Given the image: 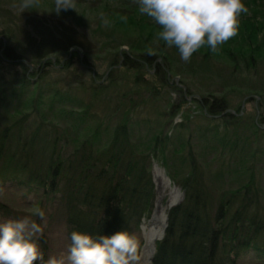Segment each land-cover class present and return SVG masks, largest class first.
Returning <instances> with one entry per match:
<instances>
[{
    "label": "trees",
    "instance_id": "obj_1",
    "mask_svg": "<svg viewBox=\"0 0 264 264\" xmlns=\"http://www.w3.org/2000/svg\"><path fill=\"white\" fill-rule=\"evenodd\" d=\"M251 1L253 18L243 15L238 35L218 48L223 49L235 68L243 65L246 71L258 67L261 59L264 62V25L256 21L258 16L264 19V0ZM131 3L133 0H125L115 14L127 28L141 30L135 38L137 44L130 43L131 53L124 51L123 57L120 55L125 69L124 77L134 80V88L142 89L143 84L147 86L146 83L154 79L150 78L151 68H158L156 76L161 77L160 87L165 90L168 87L176 89L175 83L170 84L169 77L180 65L181 71L189 75H208L213 71L211 60L215 54L210 48H202L193 55L190 62H183L178 58V49L168 48L158 39L160 27L151 18L138 13L137 4L133 9ZM136 13L139 16L135 17ZM144 30H149L148 37ZM151 40H156L157 45H148ZM234 43L235 48L231 46ZM75 58H79V55L73 54L62 69L75 66ZM121 58L118 57L119 60ZM85 61L86 59L82 62L85 64ZM176 62L179 64L175 65ZM29 63L12 48L0 53V69L2 65L20 67L16 72L10 69L12 81L4 83L0 77V88L3 84L7 90L15 89L9 95L0 96V100L6 102L8 99H28L26 107L31 109L23 116L16 113L10 118L8 125L0 128L3 130L0 133V186L14 183L18 188L36 195L42 192L44 201L48 204L51 203V198L58 201L55 214L59 213L57 221L63 224L65 244L71 245L73 231L94 237L110 236L119 231H128L134 235L140 233L143 221L151 217L155 208L157 194L152 168L157 162L182 188L185 198L178 206L169 210L165 237L157 244L152 264H242L243 255L250 250L264 251V206L255 184L256 162L252 158L257 155L251 156L259 148L251 149L252 142L255 141H249L251 138L258 140L257 136L264 135L263 127L257 122L258 114L261 115L259 110H264V93H259L262 100L254 116L246 114L241 104L235 110L236 113L232 111L235 106L226 97L197 102L204 119L215 125L212 131L203 130L200 137L206 140L211 133H216L217 140H220L216 142V137L211 135L213 141L210 140V150L213 153L205 155L207 151L203 149L208 146L202 147L201 144L192 142V128L187 124L191 115H187L177 127L179 130L189 131L186 140L178 138L174 142L169 135V126L181 112L177 104H173L169 110H162L164 115L159 113L162 120H170L162 125L160 133L145 142L137 141L135 135H132L133 128L136 130L145 126L140 125L137 117L151 112L148 103L154 105L156 92L161 90L157 84L152 85V90L145 99L147 103L143 102L145 104L141 110L139 104L130 99H139L140 95H104L103 101L108 104L106 113L83 135L78 134V127L82 130L87 126L75 123L77 120L73 122V119L70 121L75 123L76 133L71 135L68 130L57 129L55 123L48 120V116L58 110L65 117H70L71 112L65 110L63 101L72 102L65 96L70 91H77L78 87L70 86V91L51 87L53 80L48 73H43L48 64H51L47 62L48 64L38 65L37 87L31 90ZM114 72L109 76L110 83L118 77ZM146 76L149 79L146 80ZM92 81L95 83L96 80ZM95 88L100 92L102 86ZM112 89L115 90V87ZM5 90L1 95H4ZM178 91L182 92L181 89ZM142 93L141 90L140 94ZM46 96L50 98H44ZM19 105L13 106L14 109H18ZM84 108L80 116H86L92 106ZM149 121L143 120L146 123ZM68 143H72L71 152ZM217 146L229 149L232 153L216 155ZM249 157L252 158L247 165L245 162ZM235 163L237 167L234 168ZM240 170L245 171L242 173ZM245 173L250 180L242 187L240 180ZM235 177L237 183L234 182ZM0 217L18 218L2 203ZM54 217L55 215L50 216ZM36 222L42 226V220ZM45 229L48 230L46 227ZM48 240L49 237L44 234L39 240L45 259H48L50 252Z\"/></svg>",
    "mask_w": 264,
    "mask_h": 264
},
{
    "label": "rangeland",
    "instance_id": "obj_2",
    "mask_svg": "<svg viewBox=\"0 0 264 264\" xmlns=\"http://www.w3.org/2000/svg\"><path fill=\"white\" fill-rule=\"evenodd\" d=\"M125 0H75L76 7L75 10L69 9L67 11L62 10L60 14H56L54 11V0H40L39 6L34 9H28L25 12H21L18 9L12 7L13 4L18 3L19 0H0V53L5 51L7 48H12L14 51L22 56L29 63V76L31 78L32 86L29 88L31 90L36 89V70L38 65L48 64L46 72L48 76L50 75L53 80V85L51 87L63 88L66 91H70L69 87H78V90L67 93L68 99L76 101L66 102L63 101L65 105V110L71 112L70 117H65L64 114H60L58 110L51 112L48 116V120L60 130H68L69 134L76 133L75 123L79 122L87 126L86 129L80 130L78 127V134L83 135L85 131L91 127H94L96 121L102 118L108 109V104L104 103V95L110 97H119L123 93H131L140 95L139 99L134 97V103L139 104V110L143 106V102H146L147 95L151 92L152 85H158L161 88L160 78L156 76V69L151 68L149 71L150 75L154 78L149 80L146 84L142 85V89L134 88V84L129 78L124 77L125 69L122 67L123 57L122 53L127 51L131 53L132 49L130 43L137 44L135 38L140 34L141 30L135 27L129 29L119 22V16L115 14L122 7V3ZM243 3L249 9L248 13H242L240 20H242L243 15H248L253 18L251 13V8L253 7V1L243 0ZM135 3H131V7L134 9ZM138 7V5H137ZM261 10V8H259ZM139 13V10H137ZM115 14V15H114ZM139 16L137 13L135 17ZM247 18V16H246ZM258 23L264 25V19L262 16H258ZM248 19V18H247ZM241 22V21H240ZM146 36H149V30L146 32ZM156 39V37H155ZM157 40V39H156ZM151 40L148 45L156 46L157 41ZM153 41V42H152ZM236 44H231L235 46ZM235 48V47H234ZM78 54L79 58H75V66L63 70L62 67L64 63L73 55ZM212 57L217 59L211 60L213 65V71L208 75H189L181 71L182 65L176 67L170 75V84L175 83L176 89L182 90L178 91L174 88H167V90L161 88L160 92H156V100L154 105L148 103L151 112H146L140 114L137 119L140 125H145L132 129V135H135L137 141L145 142L151 139L156 134L160 133L162 125L166 124V119L162 120L160 112L163 114L162 110L171 109L173 104H177L180 108V113L175 117L173 123L168 129L169 135L172 136L173 141H177L178 138L186 140L189 131L179 130L177 127L180 123L185 120L187 115H191L188 125L192 128V133L194 138L192 142H197L202 145H207L208 147L203 150L207 151L205 155L212 154L210 140L213 141V135L216 137V133H211V135L204 140L200 137V133L203 130L212 131L215 128L213 122H207L203 117V111L201 110L197 102L204 100H218L222 97H226L227 100L231 101L234 109H231L236 113V109L241 104L244 106V111L246 114H251L254 116L259 102L262 100L259 93H264V62L261 61L257 64L258 67H253L249 71L244 70L243 65L235 68L232 60L224 54L222 48L217 50ZM121 55V56H120ZM121 58V60L118 59ZM178 58H180L178 56ZM86 59L84 64L82 61ZM159 62L161 59H158ZM118 61H121L118 63ZM48 62V63H47ZM81 62V63H80ZM117 63V64H116ZM176 62L175 65H178ZM18 71L20 69L17 67H10L2 65L0 69L1 79L4 83L12 81V72ZM114 73L117 74L116 81L113 83L109 82V76ZM170 72V71H169ZM133 75V74H132ZM20 81L21 77H19ZM95 79V83L92 81ZM145 79H149L148 76ZM16 80V79H14ZM6 82V83H7ZM159 82V83H158ZM102 86L99 92L95 87ZM18 89V86H15ZM115 87V90L112 88ZM50 88V87H49ZM6 89V90H5ZM48 89V88H47ZM5 90L4 95H1L2 91ZM15 90H7L6 85L1 84L0 96H6L10 94L9 92ZM141 90L143 91L140 94ZM8 91V93H7ZM116 91V94H114ZM140 91V92H139ZM107 93V94H106ZM0 97V98H1ZM213 97V98H212ZM49 99L50 97H44ZM197 100V101H196ZM25 99H17V101H2L0 100V128L5 127L10 123V118L17 115L16 113H21L18 115H26L31 109H27L26 104L28 103ZM99 103L96 104L95 103ZM147 103V102H146ZM19 105L18 109H14L13 106ZM92 106L89 109V113L86 116H80L84 106ZM232 106V108H233ZM29 108V107H28ZM143 108V107H142ZM18 111V112H17ZM261 115L257 118V122L264 129V110H259ZM164 115V114H163ZM79 116V118H78ZM73 122L77 120L74 124ZM149 119L148 123L143 122V120ZM167 122H170L167 121ZM67 124V125H66ZM70 127V128H69ZM199 129L200 131L198 132ZM3 130L0 129V133ZM191 133V136H192ZM77 134V135H78ZM163 135V134H161ZM258 140L249 139L252 142L251 149L259 148L252 155H257L256 157H249L245 164H249L251 158L255 159V173H256V188L259 189L261 194L262 203L264 206V135L257 136ZM219 142L220 140H217ZM73 144H75L73 142ZM72 143H68L71 146ZM218 145V144H217ZM73 150V147L69 149ZM188 152V151H187ZM216 155H230L232 152L229 149H222L217 146L215 150ZM235 155V154H234ZM207 158V156H205ZM244 165V164H243ZM242 165V166H243ZM234 168L237 167L235 163ZM240 166V168L242 167ZM155 168L162 169L167 177L169 178L171 184L180 190L181 196L184 197V192L180 186H178L167 170L156 162L153 166ZM215 168V167H214ZM239 170V169H238ZM244 173L245 170H240ZM240 180V185L245 186L249 177L244 174ZM155 179V172H154ZM237 178L235 177V183H237ZM156 183V179H155ZM2 183H0L1 185ZM156 188V203L155 208L150 219H146L143 222L140 233L135 235L141 241L142 254L145 249V233L143 227L150 224L153 219L154 213L157 208V202L162 201L163 205H168L169 191L163 192L160 185ZM215 185V184H214ZM219 188H222L220 185ZM231 187V186H229ZM228 187V188H229ZM25 194L27 196H25ZM164 195V196H163ZM54 196V195H53ZM52 196V197H53ZM182 197L173 206L178 205L182 201ZM0 203L6 205L12 210V212L18 217L16 218H2L0 217V223H5L9 220H19L27 215L32 214V210L35 207H40L44 210L46 207V223L42 220V226L44 227V235L49 240L47 246L50 252L48 253V258L51 256H56L57 258L64 256L67 257L68 254V244H65L66 237L64 235V227L62 223L57 221L59 213L58 210L59 202L52 200L51 203H46L44 201L42 192L38 195L26 191V189H20L14 183H7L6 185L0 186ZM171 206L167 212L173 207ZM47 212V213H46ZM168 214V213H167ZM51 215H55L54 218H50ZM36 221L39 220L38 217H33ZM45 227L48 229L46 230ZM259 254V255H256ZM150 262L149 264H152ZM142 264L144 262L142 261ZM242 264H264V251L263 250H250L245 255H243Z\"/></svg>",
    "mask_w": 264,
    "mask_h": 264
},
{
    "label": "clouds",
    "instance_id": "obj_3",
    "mask_svg": "<svg viewBox=\"0 0 264 264\" xmlns=\"http://www.w3.org/2000/svg\"><path fill=\"white\" fill-rule=\"evenodd\" d=\"M40 0H19L14 9L25 12L39 6ZM139 12L160 27L159 40L178 49L187 63L202 48L215 53L219 46L238 35L240 16L249 9L243 0H133ZM75 0H54V11L75 10ZM33 217L46 221L44 210L35 207L31 215L0 223V264H142L141 241L128 231L92 236L71 233L65 258L45 259L39 244L44 227Z\"/></svg>",
    "mask_w": 264,
    "mask_h": 264
},
{
    "label": "bare ground",
    "instance_id": "obj_4",
    "mask_svg": "<svg viewBox=\"0 0 264 264\" xmlns=\"http://www.w3.org/2000/svg\"><path fill=\"white\" fill-rule=\"evenodd\" d=\"M156 183L160 185L163 192L169 191L168 205H163V202L158 201L157 208L154 213L153 219L149 225L144 227L146 246L142 254L144 264H149V260L154 252L156 242L160 240L164 233L166 224L167 210L177 203L181 196L180 190L174 187L166 173L160 169L155 168ZM164 196V195H163Z\"/></svg>",
    "mask_w": 264,
    "mask_h": 264
}]
</instances>
